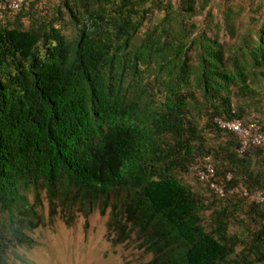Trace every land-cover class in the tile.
I'll list each match as a JSON object with an SVG mask.
<instances>
[{
	"label": "trees",
	"instance_id": "1",
	"mask_svg": "<svg viewBox=\"0 0 264 264\" xmlns=\"http://www.w3.org/2000/svg\"><path fill=\"white\" fill-rule=\"evenodd\" d=\"M221 1L213 23L209 0H54L45 14L24 11L25 0L10 11L0 0V211L12 240L29 241L13 216L32 211L28 189L37 200L44 192L50 213L58 200L67 221L72 211H103L110 191L122 190L110 211L138 231L152 254L145 264H237L228 238L202 228V202L170 173L191 156L203 111L211 128L231 136L219 147L225 162L217 167L204 151L188 168L209 156L217 181L229 173L226 188L264 186L261 148L238 153L236 137L213 122L264 125V101L247 114L243 106L264 77V18L237 22L232 0ZM237 200L264 217V202ZM260 240L264 225L254 232ZM256 248L247 253L258 256ZM242 255L239 264H251Z\"/></svg>",
	"mask_w": 264,
	"mask_h": 264
},
{
	"label": "rangeland",
	"instance_id": "2",
	"mask_svg": "<svg viewBox=\"0 0 264 264\" xmlns=\"http://www.w3.org/2000/svg\"><path fill=\"white\" fill-rule=\"evenodd\" d=\"M53 3L54 0H25L23 10L45 14ZM231 4L235 10H239L237 22L246 24L251 16L259 14L262 15L261 19L264 18V0H232ZM223 7L221 0H209L208 10L213 14V23L220 20V10ZM202 17L203 14L197 15L196 22H202ZM21 21L25 25L29 22L26 16ZM223 33V29L217 30L219 40L227 39ZM256 80L251 85L256 94L243 103L245 114L255 110L259 102L264 101V77ZM231 101L232 104L237 102L234 98ZM194 127L196 133L191 139V156L183 166L173 168L171 176L186 185L204 205L199 211L204 231L214 236L223 234L232 243V252L228 258L239 264L242 262V253H245L251 259V264L264 263V242L253 241L255 230L264 225V217L248 212L246 202L237 200V196L214 198L211 192L195 180L188 168L189 162L199 158L204 151H208L214 164L219 167V161L224 160L220 159L224 153L219 147L231 139V136L211 128L203 111L196 116ZM257 166L258 162L253 158L250 167L256 169ZM39 195L37 200L33 190L28 189L25 198L32 211L25 213L13 210L14 219L21 221V232L29 241L17 243L12 240L13 226L9 224L5 213L0 211V234L6 244L2 254L3 264H145L152 257L151 252L146 251L141 244L138 231L124 222L121 216L112 217L111 204L116 198L122 197V190L110 191L108 205L103 211H100V205L93 207L86 216L80 211H72L68 221L66 211L62 210L58 200H55L57 206L50 213L42 190ZM223 207L226 208V213L221 212ZM260 209L264 211V206ZM219 224L222 226L220 230ZM122 226L123 231H120ZM256 245L258 256L247 253L249 247Z\"/></svg>",
	"mask_w": 264,
	"mask_h": 264
},
{
	"label": "built area",
	"instance_id": "3",
	"mask_svg": "<svg viewBox=\"0 0 264 264\" xmlns=\"http://www.w3.org/2000/svg\"><path fill=\"white\" fill-rule=\"evenodd\" d=\"M7 9L16 11L20 8L22 0H5ZM213 122L220 129L231 132L237 139V152L241 153L249 147H260L264 154V125L261 126L257 119L242 123L237 119H222L215 117ZM190 173L199 182L205 185L215 196L245 197L254 204L264 202V186L254 192H248L241 184L225 187V182L230 179L229 173L224 175V181H217L214 175V166L209 156H204L198 163L189 167Z\"/></svg>",
	"mask_w": 264,
	"mask_h": 264
}]
</instances>
